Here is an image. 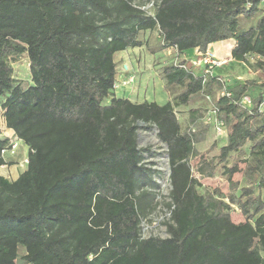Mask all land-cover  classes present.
Wrapping results in <instances>:
<instances>
[{
  "label": "trees",
  "instance_id": "obj_1",
  "mask_svg": "<svg viewBox=\"0 0 264 264\" xmlns=\"http://www.w3.org/2000/svg\"><path fill=\"white\" fill-rule=\"evenodd\" d=\"M264 0H0V115L28 147L16 179L0 174V264H264V84L238 80L217 94L218 118L228 129L218 162L198 163L214 177L232 153L250 144L245 159L225 167L227 194L200 191L192 159L196 129L184 130L175 108L223 88L184 60L161 69L164 104L112 96L115 54L143 45L141 32L158 30L161 49L206 51L234 40L232 59L264 73ZM152 4L149 8H145ZM241 19L255 24L242 28ZM27 54L24 87L10 59ZM259 55L254 62L247 56ZM251 95L250 109L239 103ZM108 100V102H107ZM156 127L170 168L169 236L142 234L158 209L153 162L138 145L139 124ZM8 138H0L1 151ZM243 162L244 167H240ZM243 173L246 185L232 179ZM234 205L244 220L232 218ZM255 245L248 248L251 242ZM24 248V251L21 250Z\"/></svg>",
  "mask_w": 264,
  "mask_h": 264
},
{
  "label": "rangeland",
  "instance_id": "obj_2",
  "mask_svg": "<svg viewBox=\"0 0 264 264\" xmlns=\"http://www.w3.org/2000/svg\"><path fill=\"white\" fill-rule=\"evenodd\" d=\"M264 3L261 4L263 7ZM145 8L152 9L149 5ZM256 19L244 20L241 19V27L248 28L250 25L255 24ZM143 45L134 50H130L122 55L115 54V61L117 63L116 83L112 96H127L134 102H142L145 100L156 101L157 103L164 104L169 100H173L176 93L180 92V88H176L175 91H169L165 88V81L161 77L162 67L170 62H180L184 60L186 66L189 68L191 65L193 70H197L196 73H200L198 70L201 68L198 63L200 56L196 53L193 57L184 58L183 53H180L177 57L175 53H168L161 49L162 37L158 30H154L148 33L141 32L140 36ZM227 65L225 70L229 74H222V70L216 69L217 72L225 77L237 79L240 82L245 80H255L257 83L264 84V73H256L247 65V63L235 62L232 59ZM249 61L254 62L251 59ZM189 62V63H187ZM10 64L13 67L14 77L20 81L24 87L28 86L31 81L30 75V62L27 54H23L18 58L10 59ZM251 72L249 71V69ZM226 73V72H225ZM220 90L215 95H209L210 99L206 97L198 98L187 107L175 108L178 119L184 130L196 129V125L192 124L190 117V110H199L203 115L199 119V131L201 140L196 143V148L199 154L192 159L193 174L201 181L202 186L200 191L204 192L206 189L214 191L216 189L227 194L230 190L229 180L227 174L224 172L225 167H232L236 159H245L249 153V145L247 144L243 151L240 153H232L228 157L227 161L220 164L219 169L214 177L201 178L197 171V166L201 158L211 159L218 162V155L220 154V148L226 144L227 136H220L217 134L215 126L208 120L210 114L215 106V98L219 94ZM108 102V100H107ZM213 126V127H212ZM0 135L11 136L10 129L6 128L4 119L0 115ZM138 145L140 148L151 147V153H144L148 161L153 162V169L155 180L159 183V189L157 190V201H159L158 209L150 216L148 220H144L142 223V234L144 237L148 236H169L164 221L170 217V212L165 206V203L170 201L169 193L171 189L170 185V168L167 156V148L158 137V130L156 127L145 128V124L140 123L138 128ZM22 146H19L16 153L8 156L10 163L6 167L0 168V174L13 179L25 169V160L28 156L27 149L20 151ZM244 163H240V167H244ZM232 179L239 183V187L246 185V181L243 178L242 172H237L233 175ZM232 211V218L235 222L243 221L244 218L238 208L234 205ZM255 241L251 242L248 246L250 249L255 245ZM24 251V248L21 247ZM23 264V263H20Z\"/></svg>",
  "mask_w": 264,
  "mask_h": 264
},
{
  "label": "built area",
  "instance_id": "obj_3",
  "mask_svg": "<svg viewBox=\"0 0 264 264\" xmlns=\"http://www.w3.org/2000/svg\"><path fill=\"white\" fill-rule=\"evenodd\" d=\"M151 5L152 4H150L149 6H151ZM161 42L163 44V41H161ZM164 50H165V52H168V53H172V52L175 53L176 57L180 54L178 49L176 47H173V46L166 47V48H164ZM197 52H198V55L200 56V59L198 60V63H194V64H198V65H200V67L201 66L203 67L201 74L204 77H207V76L218 77V79H220L221 82L223 83V88L220 90L219 94L230 96L231 92L229 91V87H230V84L232 83V78L225 77L221 74H218L215 71L218 67H222V66L226 65L228 63V60L217 57L215 52L209 48V45H208L206 51L201 52L197 49ZM247 57H248L247 58L248 60L252 58V60L254 61L255 58L256 59L259 58V55H256V56H253V55L249 56L248 55ZM174 62L179 63L177 61H174ZM242 63H245V62H242ZM207 98L210 99V96L208 95ZM239 103L241 104L242 107L250 109L252 107V104H253V99H252L251 95L245 94L244 96L241 97ZM258 107H259V111L264 114V99L262 102H260ZM208 120L215 126V129H216V132L218 135H220V136H223V135L227 136L228 135L227 126L225 125L223 120L218 118V110H217L216 106H214L212 114H210V116L208 117ZM6 128H7V126H6ZM1 137L5 138L6 136L0 135V138ZM6 138H8L9 141H8V143H6V145L4 146V148L1 151L2 157H4L6 162L4 164H2L0 166V168L6 167L10 163V161H8V156L16 153L19 146H20V143H21V140L14 134V132H13V135L8 136ZM28 161H29V159L27 156V158L25 160V163H26L25 169L27 167ZM7 178H9V177H7Z\"/></svg>",
  "mask_w": 264,
  "mask_h": 264
},
{
  "label": "crops",
  "instance_id": "obj_4",
  "mask_svg": "<svg viewBox=\"0 0 264 264\" xmlns=\"http://www.w3.org/2000/svg\"><path fill=\"white\" fill-rule=\"evenodd\" d=\"M147 32V31H146ZM149 32H151V31H148V33ZM233 46H234V40L233 39H228V40H224V41H218V42H214V43H211V44H209V48L212 50V51H214L215 52V54L217 55V57H219V58H223V59H226V60H228V63L229 62H231L230 60L232 59V49H233ZM138 48V47H137ZM134 49H136V48H129V49H127V50H124V51H120V52H118L117 54H123V53H126V52H128V51H130V50H134ZM164 50V49H163ZM196 53H198L197 52V49L195 48V49H192V50H189V51H187V52H185L183 55H184V57L185 58H189V57H193ZM234 61V60H233ZM235 62H237V61H235ZM187 63H189V62H187ZM227 63V64H228ZM226 64V65H227ZM189 67H191V65H189ZM217 69H219L220 71L222 70V74H229V72H227L226 70H225V65L224 66H222V67H218ZM249 69V68H248ZM202 70H203V67L201 66V68L198 70L200 73L202 72ZM195 71V70H194ZM216 72H217V70H215ZM220 71L219 72H217L218 74H221L220 73ZM249 71L251 72V70L249 69ZM196 72H197V70H196ZM226 72V73H225ZM260 72V71H259ZM258 71H255V74L256 73H259ZM262 73V72H261ZM221 74V75H222ZM237 79H234V78H232V83H234V81H236ZM121 97H125V98H128L127 96H121ZM10 132L13 134V130H10ZM20 146H22L21 147V150L20 151H23V150H25V148L27 149V153H28V147L25 145V144H23L22 142L20 143ZM24 171V170H23ZM21 173V172H20ZM19 173V174H20ZM19 174L17 175V177L19 176ZM17 177H14L13 179H16ZM16 264H18V263H16Z\"/></svg>",
  "mask_w": 264,
  "mask_h": 264
},
{
  "label": "water",
  "instance_id": "obj_5",
  "mask_svg": "<svg viewBox=\"0 0 264 264\" xmlns=\"http://www.w3.org/2000/svg\"><path fill=\"white\" fill-rule=\"evenodd\" d=\"M17 263H18V264L23 263V260H22V259H18V260H17Z\"/></svg>",
  "mask_w": 264,
  "mask_h": 264
}]
</instances>
